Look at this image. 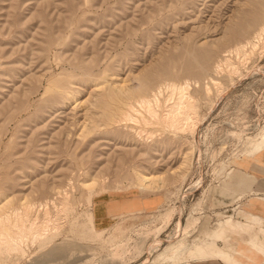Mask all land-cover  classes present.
<instances>
[{
  "label": "rangeland",
  "instance_id": "1",
  "mask_svg": "<svg viewBox=\"0 0 264 264\" xmlns=\"http://www.w3.org/2000/svg\"><path fill=\"white\" fill-rule=\"evenodd\" d=\"M263 154L264 0H0V264H151L179 233L158 264L264 253L242 194L220 207ZM103 197L158 206L103 227Z\"/></svg>",
  "mask_w": 264,
  "mask_h": 264
},
{
  "label": "crops",
  "instance_id": "2",
  "mask_svg": "<svg viewBox=\"0 0 264 264\" xmlns=\"http://www.w3.org/2000/svg\"><path fill=\"white\" fill-rule=\"evenodd\" d=\"M262 157H251L246 159L243 163H240L238 167L241 169L235 168V171L246 174H251L257 177L258 179H264V154ZM258 165V167H257ZM249 169V171L246 170ZM255 171V172H254ZM235 184V183H233ZM225 187L224 192H228L222 199V204L220 207H229L232 210L231 206L236 201L235 197L240 192L242 194V199L240 200V206L243 209H246L248 212L258 215L262 218L264 223V180L261 181H246L241 186L234 187L231 189L229 186ZM223 193V192H222ZM233 200V201H232ZM238 200V199H237ZM155 206H158V201L154 199H147L138 201L133 198L122 199V198H99L94 200V221L98 226L105 227L108 222L115 217H124L125 213H132L139 211L140 209L147 208L153 209ZM132 207L131 210H124L123 208ZM245 211V210H244ZM242 220L245 218L240 217ZM236 248L241 252V255L237 257L244 262V264H264V253L252 247L244 239H238L236 241ZM178 264H228L223 261L221 258H209L206 260H189L184 261Z\"/></svg>",
  "mask_w": 264,
  "mask_h": 264
},
{
  "label": "bare ground",
  "instance_id": "3",
  "mask_svg": "<svg viewBox=\"0 0 264 264\" xmlns=\"http://www.w3.org/2000/svg\"><path fill=\"white\" fill-rule=\"evenodd\" d=\"M114 100V99H113ZM218 100V99H217ZM118 102V101H117ZM193 104H195V103H193ZM186 105V104H185ZM187 106V105H186ZM185 106V107H186ZM116 110V109H115ZM118 110V109H117ZM113 111V110H112ZM168 114H170V112L168 113ZM152 115V114H151ZM171 115H173V114H171ZM149 117V116H148ZM151 117V116H150ZM164 117V116H163ZM167 117V116H166ZM170 117V116H169ZM160 118H162V116L160 117ZM159 118V119H160ZM165 118V117H164ZM167 119V118H166ZM165 119V120H166ZM169 119V118H168ZM155 120V119H154ZM164 119H163V121H165ZM158 121V120H157ZM156 121V123H159L160 124V122L158 121L157 122ZM162 121V122H163ZM170 121V120H169ZM173 121H174V119H173ZM165 123V122H164ZM164 123H163V126H167L168 127V125L166 124V125H164ZM173 124V123H172ZM161 126V125H160ZM171 126V125H170ZM196 126V125H195ZM163 128H166V127H163ZM196 132V131H195ZM136 175V174H135ZM139 175V174H138ZM138 175H136V177L138 176ZM143 176V175H142ZM149 177H151V176H149ZM154 177H157V175L156 176H154ZM138 179V178H137ZM167 179V178H166ZM139 180V179H138ZM138 180H136V182L138 183ZM158 180V179H157ZM163 180H164V178H163ZM169 179H167V181H168ZM152 181V180H151ZM162 181V180H161ZM160 181V182H161ZM170 181V180H169ZM141 182V181H140ZM148 181L146 180V183H147ZM164 182V181H163ZM144 183V182H143ZM148 183H150V182H148ZM165 183V182H164ZM142 184V183H141ZM151 184V183H150ZM157 184V183H156ZM161 184V183H160ZM140 185V184H139ZM144 186H145V184H143ZM152 185V184H151ZM151 185L149 186V185H147V186H149L150 188H151ZM155 185V184H154ZM154 185H152V187L154 186ZM164 185H166V183L164 184ZM140 186H142V185H140ZM156 187V186H155ZM148 188V187H147ZM149 189V188H148ZM63 206V205H62ZM236 221V220H235ZM9 222V221H8ZM260 222V221H259ZM251 227H249V226H243L241 223H239V222H233L232 220H230V219H226L225 221H223L222 222V224H221V226H220V230L218 231V232H222V231H227V230H244V229H250ZM251 230V229H250ZM178 231H179V229H178ZM244 231H246V230H244ZM175 233V232H174ZM248 233H249V230H248ZM178 234V233H177ZM222 234V233H221ZM220 234H218V236H219ZM182 234L181 233H179L178 235H176V236H174V237H172V241H170V243H169V245H167V246H165V248H164V250L162 249V252H160V254H158L157 253V257L156 258H154L153 260H150V259H148V262L149 261H151L150 263L151 264H158L157 263V260L158 259H161V258H172V257H174L175 256V253H177V254H179L178 252H180L181 251V249H182V243H181V240H182ZM218 238H220V237H218ZM259 239H260V237H259ZM259 239L254 235L252 238H251V243H252V245H255V246H257V245H259L260 244V242H259ZM211 240V239H210ZM206 241V240H205ZM160 241L159 240H157L155 243H154V245L156 246L158 243H159ZM209 242V241H208ZM214 242V241H213ZM159 245V244H158ZM3 247V246H2ZM208 247V246H207ZM0 249H1V247H0ZM190 249V248H189ZM195 249V248H194ZM2 250V249H1ZM191 251V250H190ZM226 252V251H225ZM2 253V252H1ZM167 253H169V255L167 254ZM182 253V252H181ZM192 253H194V254H196L197 256H198V259L199 260H206L208 257H226L227 256V254L226 253H223V252H217V251H215V250H213V248H211V247H209V248H204V246H203V248L202 247H200V248H198V249H195L194 250V252H192ZM228 253V252H227ZM191 254V253H190ZM232 255H234V254H232ZM232 255H231V257H232ZM238 255H239V253H238ZM178 256V255H177ZM190 256V255H189ZM236 256H237V254H236ZM192 257H194V256H192ZM234 257V256H233ZM196 258V257H195ZM228 258V257H227ZM197 259V258H196ZM231 259V258H230ZM229 259V260H230ZM235 259V258H234ZM229 260L227 259V261L229 262ZM237 260V259H236ZM240 260V259H239ZM158 261H160V260H158ZM174 261V260H173ZM223 261H224V259H223ZM226 261V262H227ZM231 261H232V259H231ZM144 263H146V262H144ZM234 263V262H233ZM235 263L236 264H244L243 262H241V261H235ZM160 264V263H159Z\"/></svg>",
  "mask_w": 264,
  "mask_h": 264
}]
</instances>
